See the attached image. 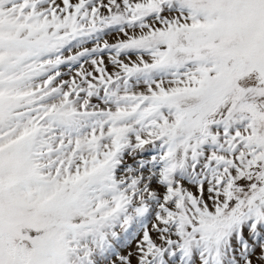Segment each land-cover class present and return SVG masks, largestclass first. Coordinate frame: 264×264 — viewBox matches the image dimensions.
Here are the masks:
<instances>
[{"label": "snow or ice", "instance_id": "snow-or-ice-1", "mask_svg": "<svg viewBox=\"0 0 264 264\" xmlns=\"http://www.w3.org/2000/svg\"><path fill=\"white\" fill-rule=\"evenodd\" d=\"M0 264H264V0H0Z\"/></svg>", "mask_w": 264, "mask_h": 264}]
</instances>
